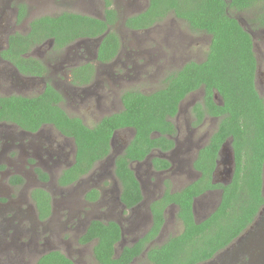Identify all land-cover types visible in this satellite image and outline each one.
Segmentation results:
<instances>
[{
    "label": "trees",
    "instance_id": "16d2710c",
    "mask_svg": "<svg viewBox=\"0 0 264 264\" xmlns=\"http://www.w3.org/2000/svg\"><path fill=\"white\" fill-rule=\"evenodd\" d=\"M103 1V17L63 11L34 18L25 34L9 35V49L4 52L6 58L20 72L41 76L46 68L34 58H22L21 52L49 39L53 48L59 49L77 39L102 35L97 60L110 61L117 54L121 38L114 29L118 13L112 7V0ZM249 5L250 0H149L143 11L127 16L124 26L140 30L173 15L185 21L192 30L209 34V48L202 61H188L170 72L160 88L149 93L124 91L122 108L102 116L91 126L67 113L61 106V92L50 83L36 95H0V122L13 123L30 132L49 124L73 138L74 162L61 171L57 178L60 185L78 180L89 173L97 161L104 160L110 154L115 131L132 129V137L115 156L113 165L120 183L119 198L127 209L143 200L140 182L130 163L144 160L154 150L166 152L175 147L176 127L172 118L188 94L203 90L201 100L191 106L192 125L199 124L206 114L219 118L216 129L192 160V168L198 175L178 190L169 188L167 181L164 182L162 194L149 204L150 225L137 240L116 252V245L122 238L120 224L114 220L90 221L79 242H93L95 264H131L143 252L148 264H200L239 236L264 205V103L254 83L257 62L250 34L230 10ZM23 14L21 11L20 16ZM94 71L91 63L74 67L71 82L89 84L94 79ZM215 94L220 102L215 101ZM226 140L233 155V170L224 183L214 180V171L219 150ZM151 163L155 169L170 166L168 160L159 156L153 157ZM36 173L41 180L48 179V174L40 168H36ZM14 177L12 182H22L20 176ZM216 189L220 192L217 205L197 221L193 211L195 200ZM97 196L95 189L87 193L91 200ZM31 198L39 218L45 219L51 208L49 193L35 188ZM172 204L176 206L175 215L182 230L161 243L151 244L163 227L165 210ZM34 264L74 262L60 250H49L40 254Z\"/></svg>",
    "mask_w": 264,
    "mask_h": 264
},
{
    "label": "rangeland",
    "instance_id": "374dc122",
    "mask_svg": "<svg viewBox=\"0 0 264 264\" xmlns=\"http://www.w3.org/2000/svg\"><path fill=\"white\" fill-rule=\"evenodd\" d=\"M147 1L112 0V6L118 12V21L114 24V29L120 35L121 48L118 59L111 65H96L94 49L99 41L82 39L77 42L76 45H85L87 49L76 53L84 54L89 61L95 63L97 68L95 77L89 85L81 89L70 85L69 74L72 63L68 61V55L65 52H59L52 57L47 53L45 56L50 58L52 65L46 78L44 76V83L48 81L56 86L55 88L63 96L61 106L67 113L80 117L89 126L97 122L102 116L119 111L122 108L121 94L124 91L152 92L163 86L164 78L170 72L179 69L188 61H202L206 56L210 35L202 31L192 30L184 21L173 15H169L163 21L145 30L133 31L125 28L124 18L143 10ZM23 2L29 7V16L24 21L25 24L9 25L11 30L19 33L28 30L26 23L29 19L40 15H56L63 11H74L102 17L104 9L102 0H23ZM231 14L238 19L240 18L246 29L254 28L253 25H248V22L251 23L254 14L253 9L232 10ZM47 48H49V43L44 44L40 49ZM255 54L257 55L256 50ZM12 77L7 78L0 75V95L21 94L31 96L42 90V80L34 81L36 87L32 89L28 87L30 82L27 83L25 80L21 86L15 83L17 79ZM19 86L22 88L18 89ZM201 97L202 89L188 94L181 102L178 114L172 118L176 127L174 139L177 144L173 152L160 154L154 151L146 160L130 163L139 179L143 193V201L135 209L122 207L119 202L120 184L113 172L114 158L132 137V129L118 130L115 133L110 154L98 163L91 173L83 176L77 187L59 188L55 184L54 179L65 166V163L56 169L48 170L52 178L50 182L45 184V188L53 193L54 198H56V211L53 216L42 222L36 218L35 205L30 196L34 185L26 189L10 190L6 184L7 177L4 175L3 169V174L0 175V264H34L38 255L52 249L60 250L70 256L75 264H95L92 254L93 242H89L87 245L79 243L78 237L82 235L81 230L69 229L75 219L62 215L61 212H65V210H60L59 203L61 195L68 196L69 191L74 192L72 197L73 200H76L77 193L75 192L87 186L96 185L97 188H101L103 195L99 205L95 207L84 204L82 193L79 195L83 209L87 212L90 211L87 217L91 215L103 221L114 219L121 224L122 238L116 245V252H119L122 246L137 240L150 225L148 205L152 199L161 194L162 183L167 181L169 188L178 190L197 175V172L191 167L196 148L203 144L208 135L215 130L218 122V119L207 117L202 125L193 127L191 106L200 101ZM1 127L18 132L8 123L2 124ZM42 131L49 132L51 136H54L57 144H65L63 137L54 128L44 126ZM186 138L188 139L185 143ZM64 150L69 154L68 159L71 162L74 155L72 139L66 140ZM8 155L12 159L15 155L21 156L19 153L18 155L17 153H8ZM155 156H167L173 163L172 169L163 173L151 171L148 163ZM225 158L223 154L221 161L223 162ZM229 159L231 158L228 157ZM30 167L32 168V164L25 162L22 169L30 172ZM45 167L49 169L48 166ZM227 167L230 168L231 164L220 163L216 178L219 180L227 179L228 175L223 170ZM22 169L19 170L22 171ZM8 195L11 199H8ZM218 200V190L198 197L193 208L195 219L199 221L207 216L217 205ZM175 212L176 206L170 205L166 212L163 227L151 244L161 243L168 236L175 235L182 230V224ZM131 264H148L145 253L143 252L135 258Z\"/></svg>",
    "mask_w": 264,
    "mask_h": 264
},
{
    "label": "flooded vegetation",
    "instance_id": "af4514ba",
    "mask_svg": "<svg viewBox=\"0 0 264 264\" xmlns=\"http://www.w3.org/2000/svg\"><path fill=\"white\" fill-rule=\"evenodd\" d=\"M102 2H103V7L105 8L104 1L102 0ZM148 2H149V0L147 1V5H148ZM147 5H146V7H147ZM21 6L24 7V10L21 9ZM249 9L254 10L253 17L251 18L252 24L248 22V25H253V27H254L253 29H246L243 26L244 24H242L240 18L238 19L235 15H234V17L237 19L239 24L242 25L247 30V32L250 34L251 39H252V46H253L254 54H255V50L257 51V55L255 54L257 66H256V71H255L254 83H255V87L258 91V94L262 97L263 103H264V29H263L264 28V23H263L264 22V0H250L249 6H246L242 9H235L233 7L230 10L231 11L232 10L244 11V10H249ZM143 10H141V11H143ZM21 11H23V13H24L22 16H20ZM141 11H139V12H141ZM72 12H74V11H72ZM139 12H137V13H139ZM103 13H104V9H103ZM137 13H135V14H137ZM28 16H29V7H27L26 3H24L23 0H0V75L1 76H5L7 78L12 77V76L15 77L17 79L15 81V83H18V85H21L26 80L27 83L30 82L28 87H31L33 89L36 87L34 84V81H36V80H42L43 81L44 76L46 78L48 71L50 69V66L52 65L50 58L45 57L47 55V53H49L50 56L52 57L53 55L58 54L59 52H61V53L65 52V54L68 55V61H71L70 63H72L71 64L72 69L74 67H78V66H81V65L86 64V63H91L94 65V69H95L94 72L96 73L97 68L95 66V63L89 61L84 56V54L76 53L77 51H86V49H87V47L85 45H82V44L76 45L77 42L79 40H82V39L74 40L71 43H68L59 49L53 48V43H52L51 39L46 40L44 42H41L39 44L33 45L30 49H26L25 51L21 52L20 53L21 57L24 59H27L29 57L36 59V62H39L40 64L43 65L44 68H46V72L44 75H41V76L40 75H31V74H28V72L27 73L20 72L19 69L17 68V66L13 62H11V60L6 58L4 52L9 49V35L13 34L15 32H18L15 30H11L9 25H15V26L16 25H24L25 24L24 21L27 19ZM40 16H44V15H40ZM40 16H37L34 18H38ZM34 18L29 19L26 24L29 25V22L31 20H33ZM125 18H124V20H125ZM124 20H123V22H124ZM155 24H157V23H155ZM155 24H153V25H155ZM148 28H150V27H148ZM148 28H146V29H148ZM127 29H129V28H127ZM129 30H133V29H129ZM140 30H145V29H140ZM133 31H135V30H133ZM26 32H20V33L25 34ZM47 43H49V48H47L48 50L47 49L41 50L40 48L43 47L44 44H47ZM259 44H260V46H259ZM98 45H99V42H98ZM98 45L95 46V49H94V59L96 61V65H99V66L111 65L112 63H114L118 59L121 44L119 46L117 54L108 62H101V61L97 60V47H98ZM37 52H38V54H36ZM259 61H260V63H259ZM71 70H70V74H69V81H70V83H71L70 85L72 87H76V88L79 87L81 89L84 86H87L90 84L89 83V84H85V85H76V84L72 83L71 82L72 81ZM95 73H94V77H95ZM21 80H23V81H21ZM47 83H50V82L46 81L44 83V81H43L42 90L44 89V87ZM50 84L54 88L56 87L52 83H50ZM20 88H22V87L19 86L18 89H20ZM200 89H202V88H200ZM197 90H199V89H197ZM202 94H203V90H202ZM8 95H10V94H8ZM17 95H21V94H17ZM23 96H25V95H23ZM214 98H215V101L220 102V97L217 94L214 95ZM207 117L215 118V119H218V121H219V118L217 116H211V115L206 114L202 118L201 122L197 125H193V127H199L200 125H202ZM193 119H194V117L192 114V122H193ZM6 123H8V122H0V126L2 124H6ZM8 124L12 125L15 129L18 130V132H14L13 130H9L6 127L0 128V162H3V163H0L1 164L0 165V175L3 174V169H4V171H5L4 175L7 177L6 184L9 186L10 190H14V189H18V188L26 189V188L32 187V185H34L31 189V191L35 188H42L49 193V195L51 197V208H50V214L45 219L39 218L38 212H37L36 207H35L36 218L39 222H42L46 219H49L51 216H53L55 214V211H56V208H55L56 198H54L53 193L49 192L45 188V184L50 182L51 178H52L51 173L48 172V170L56 169L61 164L65 163V166L60 170L59 174L54 179L55 184L59 188L79 186L78 184H80L79 181L81 180V178L83 176L87 175L88 173L81 176L78 180H76L72 183H69L66 185H60L57 182V178L60 175L61 171L65 168L69 167L74 162L75 144H74L73 138L61 134L57 129H55L52 125H49V124L43 125L37 131H34V132L23 130V129L19 128L16 124H13V123H8ZM217 124H218V122H217ZM217 124H216V127H217ZM44 126H49V127L54 128L58 132V134L63 137V141L65 142V144H57L55 142L54 136H51L49 134V132L45 133L44 131H42ZM216 127H215V129H216ZM116 132L117 131H115V133ZM115 133H114V135H115ZM212 133H213V131L208 135V137L203 142V144H201L200 146H198L196 148V152L200 147H202L208 141V139ZM114 135L112 136L111 142H110L111 148H112V141H113ZM174 138H175V136H174ZM188 138H186V140L184 141L185 143H186ZM67 139H72L73 144H74V155H73V159L71 162L68 159L69 154L66 153L64 150L66 147V140ZM127 142L125 143L123 148L126 146ZM174 142H175V139H174ZM223 144H228V147L230 149L229 142L227 140ZM176 145L177 144L175 142V147H176ZM222 145H221V147H222ZM174 148L172 150L166 151V152H162L160 150H154V151H157L160 154H166V153L173 152ZM189 149H190V147H189ZM220 150H221V148H220ZM220 150H219V158H218L217 165H216V168L214 171V180L215 181H223L224 183H226L227 180H229V178H227L225 180H219L218 178H216L219 164L225 163V162L228 163L227 162L228 157L225 154L224 155L226 158L223 160V162L221 161V156L223 154H221ZM154 151H152V152H154ZM186 151H188L187 148H186ZM230 151H231V149H230ZM196 152H195V155H196ZM8 153H13V154L17 153V155L19 153V154H21V156L17 157L15 155L14 159H12V157L9 156ZM231 153H232V151H231ZM150 154L144 160H146L150 156ZM27 155H29V157H27ZM37 157H38V159H37ZM160 157L168 160L170 162V166L168 168H164V169H155V168H153L152 163H151V159L153 158L152 157L148 163L150 170L154 171L155 173H163V172H168L169 170H171L172 166H173V163L171 162V160L167 156H160ZM232 159H233V155H232ZM144 160H142V161H144ZM102 161L103 160L97 161L94 164L93 168L89 171V173H91L92 170L94 169V167ZM142 161H135V162H142ZM25 162L32 164V168L30 167L31 173L23 171L22 168H24ZM38 165H40V166H38ZM45 166H48L49 169L46 168ZM191 167H192V162H191ZM36 168H40L42 171L46 172L48 174V179L45 181L41 180L39 178V175L36 173ZM230 168H231L230 172H227L228 167H227V169L226 168L223 169L227 175L229 173V176H231V173L233 170V164H231ZM19 169H22V171ZM15 175L20 176L22 178V182H17V183L12 182L15 180V177H14ZM135 175H136V173H135ZM197 175H198V173H197ZM162 184H163V188L161 189V194H162L163 190L165 189L164 182ZM92 187H95V188H92ZM262 188H263L262 190H263V196H264V164H263V186H262ZM91 189H95V191L98 193L97 198H95L94 200H91V198L89 199L87 197V193L90 192ZM216 190H218V189H216ZM73 193L74 192L69 191L68 196H64L63 194L61 195V197L59 198L60 210H62V209L65 210V212H61L62 215L64 214L66 216H69L70 219H72V218L75 219L72 223V227H70L69 229L81 230L80 232L83 234L91 220H94V219L101 220V219L94 218L91 215H89V217H87V215L90 211L87 212L86 210L83 209V203H82L81 198H79V195H81V193H82L84 204L91 205L92 207L99 205V202L101 201L103 195H102L101 188H97L96 185L82 187L80 191L75 192V193H77L76 200H73V197H72ZM219 195H220V192H219ZM30 196H31V193H30ZM159 196H157V197H159ZM8 199H11L10 195H8ZM119 202L122 204V207H125V205L120 201V198H119ZM139 205L132 207V208H129V209H135ZM168 208L169 207H167V209ZM167 209L165 210V216H166ZM148 211H149V205H148ZM149 214H150V211H149ZM150 219H151V215H150ZM109 220H114V219H109ZM106 221H108V220H106ZM114 221L118 222L117 220H114ZM120 226H121V224H120ZM121 230H122V227H121ZM78 239H79V237H78ZM87 243H89V242L81 243V244L87 245ZM263 248H264V205L261 207V209L259 210V212L256 215V217L254 218V220L251 222V224L239 236H237L224 249H222L221 251L216 253L214 257H212L211 259H209L205 262H202L200 264H264V250H263ZM54 250H57V249H54ZM47 251H49V250H47ZM47 251H44V252H47ZM44 252H42V253H44ZM249 253H251V255ZM68 257L71 258L70 256H68ZM73 262H74V260H73ZM74 264H75V262H74Z\"/></svg>",
    "mask_w": 264,
    "mask_h": 264
},
{
    "label": "water",
    "instance_id": "95a60500",
    "mask_svg": "<svg viewBox=\"0 0 264 264\" xmlns=\"http://www.w3.org/2000/svg\"><path fill=\"white\" fill-rule=\"evenodd\" d=\"M101 38H102V35H100L99 37H97V38H94L96 41H99L100 42V40H101ZM228 146V144H223L222 145V147H221V150H220V152H221V154H225L227 157H230L231 159H229L227 162L229 163V164H233V159H232V153H231V151H230V149L227 147ZM123 150V149H122ZM121 150V151H122ZM120 151V152H121ZM119 152V153H120ZM232 162V163H231ZM230 170H231V168H228V170H227V172H230ZM230 176H229V173H228V178H229ZM250 255H251V253H249Z\"/></svg>",
    "mask_w": 264,
    "mask_h": 264
}]
</instances>
